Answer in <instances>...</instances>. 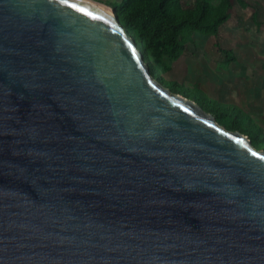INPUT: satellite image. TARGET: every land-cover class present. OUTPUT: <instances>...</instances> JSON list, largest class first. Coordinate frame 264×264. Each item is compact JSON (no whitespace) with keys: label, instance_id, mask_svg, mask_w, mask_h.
I'll list each match as a JSON object with an SVG mask.
<instances>
[{"label":"water","instance_id":"1","mask_svg":"<svg viewBox=\"0 0 264 264\" xmlns=\"http://www.w3.org/2000/svg\"><path fill=\"white\" fill-rule=\"evenodd\" d=\"M0 264H264V148L114 8L0 0Z\"/></svg>","mask_w":264,"mask_h":264},{"label":"rangeland","instance_id":"2","mask_svg":"<svg viewBox=\"0 0 264 264\" xmlns=\"http://www.w3.org/2000/svg\"><path fill=\"white\" fill-rule=\"evenodd\" d=\"M95 1L103 5L121 2V0ZM182 1L184 6H191L195 0ZM244 1L248 5L233 0L232 15L221 24L217 34L193 30L185 32L183 34L185 48L177 59H170L159 52L161 70L157 72L165 79H175L177 88L186 90L185 94L195 99L197 103L205 97L210 102L217 100L227 104L228 116L237 115L243 125H251L258 129L257 133L262 139L264 138V0ZM255 8L258 10L257 21L253 19ZM222 49L230 50L235 55V59L228 62ZM149 62L152 63L151 60ZM210 102L208 101L209 104Z\"/></svg>","mask_w":264,"mask_h":264},{"label":"trees","instance_id":"3","mask_svg":"<svg viewBox=\"0 0 264 264\" xmlns=\"http://www.w3.org/2000/svg\"><path fill=\"white\" fill-rule=\"evenodd\" d=\"M237 1L248 5L244 0ZM233 5V0H218L217 2L195 0L191 6H184L182 0H121L119 4L113 2L106 6L115 9L120 23L133 36L146 60L152 61L149 65L156 77L169 85L172 90L185 94L186 90L177 88L175 79H165L157 72L161 70L159 52L170 59H177L185 48L183 37L185 32L193 30L217 34L221 24L232 15ZM257 17L258 10L255 8L253 19L257 21ZM222 50L228 62L235 59V55L230 50ZM200 101L198 104L211 112L218 122L228 128L241 130L249 136L256 147L264 148V138L261 139L257 133L258 129L251 125H243L237 115L229 117V112L226 111L227 104H222L217 100L210 102L205 97ZM235 109L246 115L240 109Z\"/></svg>","mask_w":264,"mask_h":264},{"label":"bare ground","instance_id":"4","mask_svg":"<svg viewBox=\"0 0 264 264\" xmlns=\"http://www.w3.org/2000/svg\"><path fill=\"white\" fill-rule=\"evenodd\" d=\"M90 2H92V3H95V0H89Z\"/></svg>","mask_w":264,"mask_h":264}]
</instances>
